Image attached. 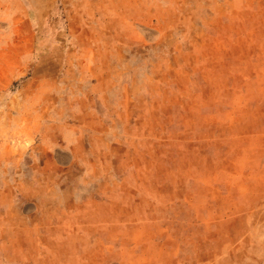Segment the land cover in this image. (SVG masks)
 Here are the masks:
<instances>
[{
  "label": "rangeland",
  "instance_id": "374dc122",
  "mask_svg": "<svg viewBox=\"0 0 264 264\" xmlns=\"http://www.w3.org/2000/svg\"><path fill=\"white\" fill-rule=\"evenodd\" d=\"M0 264H264V0H0Z\"/></svg>",
  "mask_w": 264,
  "mask_h": 264
},
{
  "label": "bare ground",
  "instance_id": "6f19581e",
  "mask_svg": "<svg viewBox=\"0 0 264 264\" xmlns=\"http://www.w3.org/2000/svg\"><path fill=\"white\" fill-rule=\"evenodd\" d=\"M53 135V134H52Z\"/></svg>",
  "mask_w": 264,
  "mask_h": 264
}]
</instances>
